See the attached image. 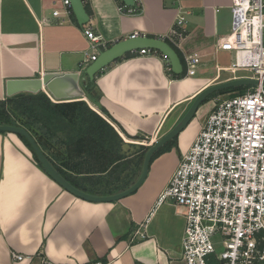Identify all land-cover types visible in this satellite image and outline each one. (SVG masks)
<instances>
[{
  "label": "crops",
  "instance_id": "1",
  "mask_svg": "<svg viewBox=\"0 0 264 264\" xmlns=\"http://www.w3.org/2000/svg\"><path fill=\"white\" fill-rule=\"evenodd\" d=\"M118 3L86 0L87 9L83 5L87 25L107 48L132 35L160 38L174 28L170 0H141V12L128 16L119 13ZM182 6L189 15L176 38L177 51L183 61L187 55L199 58L190 74L177 78L168 73L160 53L130 52L94 77L99 101L89 106L108 113L126 144L150 147L178 123L199 93L230 81L221 73L232 55L218 51L217 44L230 31L231 0H184ZM54 11H64L61 0H0V100L12 79L79 73L82 89L89 82L81 75L90 65L82 66L85 54L92 53L84 25L73 12L59 24L66 18L53 17ZM205 106L176 137V147L151 162L142 185L114 202L71 195L39 167L18 136L0 133V264H11V253L32 257L23 264H41L42 258L53 264H185L184 217L171 202L155 203L203 125ZM138 229L146 238H131Z\"/></svg>",
  "mask_w": 264,
  "mask_h": 264
},
{
  "label": "built area",
  "instance_id": "2",
  "mask_svg": "<svg viewBox=\"0 0 264 264\" xmlns=\"http://www.w3.org/2000/svg\"><path fill=\"white\" fill-rule=\"evenodd\" d=\"M118 1L117 9L123 15L141 12V0H133L131 6ZM170 1L175 10L174 28L158 39L180 49L176 38L181 37L179 30L189 12L182 6L184 0ZM61 4L64 11L52 13L66 18L59 24L71 16L69 0ZM230 14L229 34L217 44L218 51L232 55L224 72L232 76L230 81L251 79L258 85L217 103L155 203L158 207L171 202L184 217L181 258L185 264H264V2L231 0ZM83 33L92 50L82 62L88 66L107 45L87 24ZM135 37L140 36H130ZM198 63L196 55L184 56L186 75ZM239 72L250 76H236ZM136 237L146 238L145 231L138 229L131 236ZM31 259L11 253V264ZM41 264L53 263L42 258Z\"/></svg>",
  "mask_w": 264,
  "mask_h": 264
},
{
  "label": "trees",
  "instance_id": "3",
  "mask_svg": "<svg viewBox=\"0 0 264 264\" xmlns=\"http://www.w3.org/2000/svg\"><path fill=\"white\" fill-rule=\"evenodd\" d=\"M82 3L87 9L86 0ZM167 43L177 52L183 67L179 75H173L171 70L169 73L183 78L186 76L184 61L177 49ZM238 88L220 90L207 99L223 94L237 95ZM95 89V79L83 89L85 98L92 104L99 101ZM113 124L103 108L97 112L81 99L53 103L46 94L39 92L0 100V125L25 129L55 170L73 187L89 195H112L127 190L138 178L143 157L149 148L126 144ZM18 138L29 148L42 169L29 143L20 136ZM124 146L139 150L126 154L122 151ZM174 147L176 137L157 150L151 162Z\"/></svg>",
  "mask_w": 264,
  "mask_h": 264
},
{
  "label": "water",
  "instance_id": "4",
  "mask_svg": "<svg viewBox=\"0 0 264 264\" xmlns=\"http://www.w3.org/2000/svg\"><path fill=\"white\" fill-rule=\"evenodd\" d=\"M122 2L127 6H131L133 4V0H122ZM69 4L78 24L86 25L89 21V17L85 12L82 0H69ZM140 50H152L160 53L167 59L172 73H174L175 75H179L182 72L183 67L180 58L177 52L167 42L158 38H148L143 36L125 39L113 44L106 50L100 52L96 60L93 61L83 72H81V75L86 76L89 81H93L95 75L112 62L116 61L120 57H123L127 53ZM79 80V73H45L42 74L39 78L12 79L6 81L5 83V94L6 97H13L18 94L35 95L39 92H43L46 95L48 94L47 96H50L55 101L71 102L76 101L77 99L84 100V91L79 84ZM257 85L258 82L255 80L238 79L210 86L199 93L197 97L192 101L190 107L183 115V117L178 121V123L157 142H155L148 148L143 157L141 171L137 180L127 190L108 197H97L89 195L73 187L49 163L35 140L25 129L14 126L0 125V133L13 134L24 138L31 146L36 159L41 165L42 169L49 175V177L53 181H55L61 188H63L71 195L84 201L94 203L114 202L131 195L142 185L147 176L149 165L154 153L162 146H164L168 141L172 140L174 137L179 136V134L194 118L199 106L205 99L220 90L243 86L253 87ZM262 85L264 86V83Z\"/></svg>",
  "mask_w": 264,
  "mask_h": 264
},
{
  "label": "rangeland",
  "instance_id": "5",
  "mask_svg": "<svg viewBox=\"0 0 264 264\" xmlns=\"http://www.w3.org/2000/svg\"><path fill=\"white\" fill-rule=\"evenodd\" d=\"M263 2H264V0H263ZM225 64H228V63H225ZM229 75L230 74H227V73H224V72L221 73V77L222 78L227 77ZM236 76H250V73H247V72H239V73L236 74ZM249 88H250L249 86L239 87L236 94H242V93H244ZM229 96H230L229 94H223V95L215 96L214 97V102H210V100H212V98L207 99L206 102H204L205 105H206L205 106V109L207 110L205 112V115H206L205 119L208 117V115L211 113V111L216 107L217 103H219L223 99L228 98ZM86 100L88 101L89 105H91L93 107V104L90 103V101L87 98H86ZM35 129H37V127ZM138 150L139 149H137L136 147H129V146H124L122 148V151L125 152L126 154H134V153L138 152Z\"/></svg>",
  "mask_w": 264,
  "mask_h": 264
},
{
  "label": "bare ground",
  "instance_id": "6",
  "mask_svg": "<svg viewBox=\"0 0 264 264\" xmlns=\"http://www.w3.org/2000/svg\"><path fill=\"white\" fill-rule=\"evenodd\" d=\"M48 95V94H47ZM50 97V96H49ZM53 99V98H52ZM54 100V99H53ZM123 137V136H122ZM125 139V141H127V142H130V140L129 139H127V138H124ZM152 143V142H151Z\"/></svg>",
  "mask_w": 264,
  "mask_h": 264
}]
</instances>
